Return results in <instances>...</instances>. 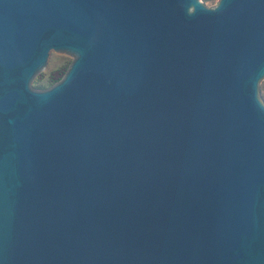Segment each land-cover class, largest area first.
<instances>
[{
  "label": "water",
  "instance_id": "95a60500",
  "mask_svg": "<svg viewBox=\"0 0 264 264\" xmlns=\"http://www.w3.org/2000/svg\"><path fill=\"white\" fill-rule=\"evenodd\" d=\"M0 264H264V0H0Z\"/></svg>",
  "mask_w": 264,
  "mask_h": 264
},
{
  "label": "rangeland",
  "instance_id": "374dc122",
  "mask_svg": "<svg viewBox=\"0 0 264 264\" xmlns=\"http://www.w3.org/2000/svg\"><path fill=\"white\" fill-rule=\"evenodd\" d=\"M207 7H214L219 0H201ZM72 56L65 52L51 50L44 68L32 79L34 89H45L60 80L67 71Z\"/></svg>",
  "mask_w": 264,
  "mask_h": 264
}]
</instances>
